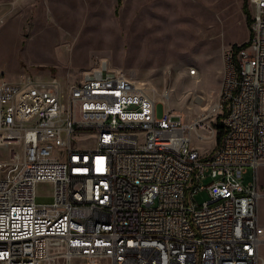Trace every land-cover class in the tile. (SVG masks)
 I'll list each match as a JSON object with an SVG mask.
<instances>
[{"label":"built area","instance_id":"2783aa9c","mask_svg":"<svg viewBox=\"0 0 264 264\" xmlns=\"http://www.w3.org/2000/svg\"><path fill=\"white\" fill-rule=\"evenodd\" d=\"M245 3L248 36L223 51L215 105L189 121L167 107L169 87L103 62L63 83L0 78V264H264V0ZM221 110V139L202 153L191 134L215 138ZM41 182L50 202L35 200Z\"/></svg>","mask_w":264,"mask_h":264},{"label":"rangeland","instance_id":"374dc122","mask_svg":"<svg viewBox=\"0 0 264 264\" xmlns=\"http://www.w3.org/2000/svg\"><path fill=\"white\" fill-rule=\"evenodd\" d=\"M245 5L244 0H0V78L55 76L63 83L103 62L158 91L169 87L167 107L189 121L209 107L221 86L223 66L207 55L222 58L225 48L248 36ZM190 67L197 68L196 75L188 74ZM154 97L160 115L163 100ZM223 115L221 110L220 120ZM217 120V115L208 119L215 128ZM94 136L74 137L80 145H93ZM191 142L202 153L216 144L214 137L197 140L194 132ZM253 172L247 167L244 184ZM257 183L264 239V166L257 168ZM50 190L48 183H39L36 202H50ZM206 198L202 190L192 201ZM260 253L264 258V243Z\"/></svg>","mask_w":264,"mask_h":264},{"label":"trees","instance_id":"16d2710c","mask_svg":"<svg viewBox=\"0 0 264 264\" xmlns=\"http://www.w3.org/2000/svg\"><path fill=\"white\" fill-rule=\"evenodd\" d=\"M245 1V0H244ZM246 4V3H245ZM248 9H247V6L245 5V17H246V20H247V25H248V17H249V15H248V11H247ZM233 46L235 45V44H232ZM223 117V116H222ZM217 118H218V120H217V122L214 124V125H216L217 126V128H216V133H215V141H216V143H219V141H220V139H221V136H222V134H223V131H224V129H223V123L221 122V120H220V116H217Z\"/></svg>","mask_w":264,"mask_h":264},{"label":"crops","instance_id":"0c3cea01","mask_svg":"<svg viewBox=\"0 0 264 264\" xmlns=\"http://www.w3.org/2000/svg\"><path fill=\"white\" fill-rule=\"evenodd\" d=\"M207 57H209L210 59L209 60H211L212 58L214 59H216L217 61H219V64H220V68L223 66V59L219 56V54L217 53H215V55H207ZM197 69V68H196ZM223 69H224V66H223ZM222 79V78H221ZM219 89H220V87H219ZM219 89H218V92H217V95L219 94ZM216 97H218V96H216ZM215 97V98H216ZM215 98L214 99H212V101L213 100H215ZM212 101H210V102H212ZM207 102V101H206ZM210 102H208V103H206V106H208V104L210 103ZM214 140H215V138H214ZM216 144H214V145H212V146H210V147H207L206 148V152L207 151H210L214 146H215Z\"/></svg>","mask_w":264,"mask_h":264},{"label":"bare ground","instance_id":"6f19581e","mask_svg":"<svg viewBox=\"0 0 264 264\" xmlns=\"http://www.w3.org/2000/svg\"><path fill=\"white\" fill-rule=\"evenodd\" d=\"M213 105H215V102H212L209 107H212ZM261 196V195H260Z\"/></svg>","mask_w":264,"mask_h":264}]
</instances>
